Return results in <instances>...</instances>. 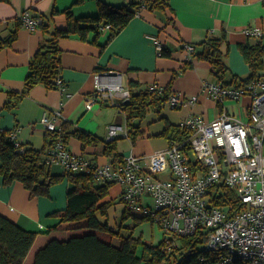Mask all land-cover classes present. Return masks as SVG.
<instances>
[{"label": "crops", "instance_id": "1", "mask_svg": "<svg viewBox=\"0 0 264 264\" xmlns=\"http://www.w3.org/2000/svg\"><path fill=\"white\" fill-rule=\"evenodd\" d=\"M101 1L121 5L130 0ZM169 3L166 10L142 9L107 45L108 30L98 38V43L94 42L96 35L93 32L87 39L75 33L62 37L59 44L65 91L38 84L17 108L9 110L5 109L8 93L24 89L29 63L40 44L50 38L57 27L67 26L65 11L71 10L75 17L95 16L99 14V0H0V37H7L15 30V18L26 10L35 15H45L50 23L47 31L43 28L31 30L22 25L12 45L0 50V127L10 131L18 129L19 141L44 149L48 144L47 129L41 123V117L45 111L60 108L63 115L57 120L58 125L68 121L71 130L80 128L101 139L100 143L83 147L82 140L72 135L67 142L69 150L93 163L105 164L111 162V158L104 154L108 127L113 123L127 124V120L121 107L115 104L96 103L92 109H87L86 97L95 88V71L120 72L124 83L127 86L132 82L138 83V90L154 84L164 88L187 60L188 53L182 43L199 44L208 36L221 37L225 32L227 40L222 50L226 64L241 77L250 75L251 68L240 44L264 42V0H169ZM247 28L261 29L262 37L249 36ZM151 36H158L171 55H160ZM261 74L264 77V70ZM215 80L212 64L208 60L194 58V66L176 77L172 91L198 95L199 100L180 108L167 104L160 112L150 111L145 119L135 121L142 131L136 142L133 144L130 138H120L119 151L125 156L131 153L149 156L165 149L169 141L161 133L167 122L181 124L195 115L211 121L227 109L246 120L252 98L245 95L237 101L217 102L203 91L205 81ZM67 93L73 96L69 97ZM55 166L59 170H53ZM51 169L54 173L66 171L61 165H52ZM69 188L70 181L64 178L51 187L49 195L31 196L22 182L5 183L4 176L0 174V214L39 232L24 264H33L37 250L50 239H67L77 232L69 229L75 226L74 223H62L60 229L55 228L60 223L56 212L67 207ZM122 189V185L117 183L110 190L108 198L114 199L115 203L109 209V219L114 215L117 220L125 210L120 201ZM98 216L102 221L107 219L100 214Z\"/></svg>", "mask_w": 264, "mask_h": 264}, {"label": "trees", "instance_id": "2", "mask_svg": "<svg viewBox=\"0 0 264 264\" xmlns=\"http://www.w3.org/2000/svg\"><path fill=\"white\" fill-rule=\"evenodd\" d=\"M169 6V0H130L121 5L99 0V14L95 16L75 17L71 10H66L67 26L57 27L52 36L40 44L29 63L24 89L8 93L5 109L17 108L30 90L38 84H44L48 89L59 88L57 81L62 79V50L59 43L62 37L75 33L87 39L93 32L96 35L94 42L98 43V38L108 30L110 33L107 45L142 9L166 10ZM32 16L38 20V28L48 30L50 23L45 19V15L32 14ZM15 21V30H12L7 37H0V50L12 45L17 39L18 29L24 25L22 15L15 18ZM107 26L109 29H106ZM226 40L224 32L221 37L208 36L201 43L192 44L194 47L192 57L174 73L169 85L162 90L150 87L138 90V83H130V100L121 107L126 115L129 132L127 136L106 139L104 154L111 158L110 163L117 164L124 161L125 155L118 148L119 139L127 137L133 144L136 142L142 131L135 121L140 122L150 111L160 112L166 107L173 93L172 87L176 77L194 66V58L208 60L212 64V72L217 81L225 85L246 88L257 79H264L261 74L264 70V42L240 44V50L251 68L249 76L241 77L232 72L226 64L225 53L222 50ZM161 55H171L165 45ZM1 113L2 110H0V118ZM192 132L190 127L182 123L167 122L161 136L165 137L169 144L178 143L184 152L190 153L192 146L189 137ZM9 134L10 130L0 127L2 161L0 174L4 176L5 183L20 181L29 190L31 196H40L49 195L51 187L64 178L70 181L68 204L65 209L56 212L60 217V223L55 228L60 229L62 223H74L75 226L69 229L77 232L67 239H50L46 245L37 250L33 264H201L203 255H211V251L206 249L209 230L205 226L199 225L193 233L187 235L176 233L167 235L163 231L160 242L147 241L141 234L136 235L135 231L144 222L155 223L148 215L135 213L125 207L120 225L117 227L111 225L109 209L115 200L108 197L116 182L100 183L91 172L72 170L62 173L52 172V166L46 161V153L57 137L67 143L74 135L82 140L83 147H86L101 142V139L93 133L80 128L71 130L70 123L64 121L58 132L47 130L48 144L44 149H36L25 143L20 149L10 139ZM211 200L216 205L243 207L236 191L225 185L217 188ZM120 201L122 202V198ZM98 214L107 219L102 221ZM129 218H133V224L125 225ZM38 235L39 232L29 230L0 214V264H24Z\"/></svg>", "mask_w": 264, "mask_h": 264}, {"label": "built area", "instance_id": "3", "mask_svg": "<svg viewBox=\"0 0 264 264\" xmlns=\"http://www.w3.org/2000/svg\"><path fill=\"white\" fill-rule=\"evenodd\" d=\"M24 26L34 30L38 20L30 10L22 13ZM109 29V26L106 27ZM251 37H262L263 31L247 28ZM158 53L163 42L151 36ZM192 57L191 43H182ZM94 91L86 97L87 109L96 103L123 107L131 97L129 86L120 72L106 70L93 74ZM65 91L63 79L57 81ZM151 89L163 88L154 84ZM203 91L217 102L239 100L245 95L252 98L247 119L225 109L211 121L195 115L182 125L192 129L189 137L196 161L178 143L157 150L149 156L133 153L123 162L97 164L81 154L72 153L67 143L57 137L48 147L46 161L61 165L65 170L91 172L100 183L116 182L122 185V202L135 213L153 218L167 235L193 233L199 225L209 230L206 249L211 255L201 257V264H264V79H257L245 87L225 85L220 81H205ZM72 97V93H67ZM198 95L173 92L167 104L180 108L194 104ZM60 108L45 111L41 123L50 132H58L62 117ZM127 124H110L108 139L127 136ZM18 129L10 131V139L22 149L17 139ZM197 164L196 166H194ZM221 185L236 191L242 208L234 205H216L212 195Z\"/></svg>", "mask_w": 264, "mask_h": 264}, {"label": "rangeland", "instance_id": "4", "mask_svg": "<svg viewBox=\"0 0 264 264\" xmlns=\"http://www.w3.org/2000/svg\"><path fill=\"white\" fill-rule=\"evenodd\" d=\"M190 156H191V159L193 161H196V155L194 152H190ZM53 170L57 171L59 169L57 166H55V168ZM110 219L112 222V223L110 222L112 226L117 227L120 225L121 217H118L116 220L114 215H112L110 217ZM131 224H133V218H129L126 221V225H131ZM135 234L136 235L141 234L143 236V239L150 241V242L152 241L154 243H158L161 241V239L163 237V230L161 229V227L157 223H153L151 221H148V222H144L141 225H139L136 228Z\"/></svg>", "mask_w": 264, "mask_h": 264}, {"label": "water", "instance_id": "5", "mask_svg": "<svg viewBox=\"0 0 264 264\" xmlns=\"http://www.w3.org/2000/svg\"><path fill=\"white\" fill-rule=\"evenodd\" d=\"M130 99H128L126 102H128Z\"/></svg>", "mask_w": 264, "mask_h": 264}]
</instances>
